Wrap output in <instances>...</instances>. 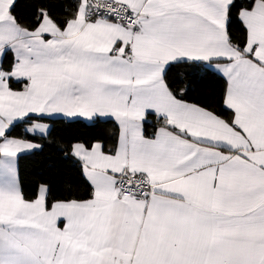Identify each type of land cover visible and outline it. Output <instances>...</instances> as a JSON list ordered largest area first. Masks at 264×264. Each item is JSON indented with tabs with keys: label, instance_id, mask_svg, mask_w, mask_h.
<instances>
[{
	"label": "snow or ice",
	"instance_id": "obj_1",
	"mask_svg": "<svg viewBox=\"0 0 264 264\" xmlns=\"http://www.w3.org/2000/svg\"><path fill=\"white\" fill-rule=\"evenodd\" d=\"M15 7L0 0V264H264V0H72L30 27ZM173 72L223 77L220 111ZM81 118L119 128L65 146L85 196L25 198L19 154Z\"/></svg>",
	"mask_w": 264,
	"mask_h": 264
},
{
	"label": "trees",
	"instance_id": "obj_2",
	"mask_svg": "<svg viewBox=\"0 0 264 264\" xmlns=\"http://www.w3.org/2000/svg\"><path fill=\"white\" fill-rule=\"evenodd\" d=\"M72 0H16L14 15L18 21L30 27L36 7L41 4L50 5V10L57 18L66 14V9L71 6ZM233 25V31L237 30ZM169 81L176 84L177 88L187 85L189 102L199 103L217 112L222 108L220 103L226 81L217 75L193 76L177 75L169 73ZM153 125L155 120L152 119ZM50 135L45 139L36 138V142L43 145L39 150L24 154L18 160L19 177L22 193L27 199H32L37 191V186L46 182L51 186L54 196L78 195L85 196L89 186L82 176L78 163L65 153V146L74 141H91L93 138H101L107 147H112L118 140L119 128L113 120L89 124L79 120L57 119L50 122ZM149 135L154 127H148ZM24 126L17 127L12 136H21Z\"/></svg>",
	"mask_w": 264,
	"mask_h": 264
},
{
	"label": "crops",
	"instance_id": "obj_3",
	"mask_svg": "<svg viewBox=\"0 0 264 264\" xmlns=\"http://www.w3.org/2000/svg\"><path fill=\"white\" fill-rule=\"evenodd\" d=\"M82 119V118H81ZM83 120V119H82ZM108 120H111V119H108ZM39 150V149H38ZM35 151H37V150H35ZM35 151H33V152H35ZM32 153V152H31ZM27 154H29V153H27ZM22 155H24L23 153L22 154H19V156H18V159H17V169H18V178H19V184H20V177H19V166H18V160H19V158H20V156H22ZM20 187H21V184H20ZM21 190H22V188H21Z\"/></svg>",
	"mask_w": 264,
	"mask_h": 264
}]
</instances>
